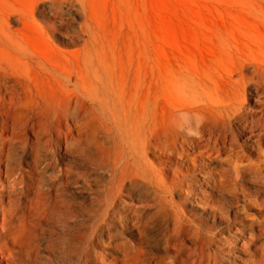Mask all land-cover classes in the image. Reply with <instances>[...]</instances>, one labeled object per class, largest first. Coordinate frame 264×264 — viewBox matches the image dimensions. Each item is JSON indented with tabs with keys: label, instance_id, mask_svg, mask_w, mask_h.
Here are the masks:
<instances>
[{
	"label": "rangeland",
	"instance_id": "1",
	"mask_svg": "<svg viewBox=\"0 0 264 264\" xmlns=\"http://www.w3.org/2000/svg\"><path fill=\"white\" fill-rule=\"evenodd\" d=\"M263 133L264 0H0V142L54 169L87 264L264 263Z\"/></svg>",
	"mask_w": 264,
	"mask_h": 264
},
{
	"label": "bare ground",
	"instance_id": "2",
	"mask_svg": "<svg viewBox=\"0 0 264 264\" xmlns=\"http://www.w3.org/2000/svg\"><path fill=\"white\" fill-rule=\"evenodd\" d=\"M243 110L244 106L237 98L228 107L233 118L240 123H247L242 115ZM190 136L198 139V146L207 148L210 157L226 158L234 152L233 141L219 139L210 126L201 129L199 135ZM10 140L7 139V143ZM15 147L0 142V264H41L44 245L49 254L47 260L51 264H87L92 259L98 261L100 253L92 256L88 245L92 233L85 229L76 232L71 228V203L58 191L54 169L51 186L43 188L41 169L31 167L26 176L23 167L13 161ZM245 168L243 165L237 172ZM32 193L42 196L34 208ZM82 239L86 240L84 247ZM73 258L76 260L73 261Z\"/></svg>",
	"mask_w": 264,
	"mask_h": 264
}]
</instances>
